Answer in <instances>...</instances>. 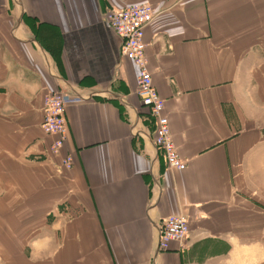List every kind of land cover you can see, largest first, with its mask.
<instances>
[{
	"label": "crops",
	"instance_id": "obj_1",
	"mask_svg": "<svg viewBox=\"0 0 264 264\" xmlns=\"http://www.w3.org/2000/svg\"><path fill=\"white\" fill-rule=\"evenodd\" d=\"M143 3L183 170L155 147L138 67L105 21ZM47 91L66 98L60 155ZM169 215L189 232L161 250ZM0 264H264V0H0Z\"/></svg>",
	"mask_w": 264,
	"mask_h": 264
},
{
	"label": "built area",
	"instance_id": "obj_2",
	"mask_svg": "<svg viewBox=\"0 0 264 264\" xmlns=\"http://www.w3.org/2000/svg\"><path fill=\"white\" fill-rule=\"evenodd\" d=\"M155 16V10L149 3L133 4L125 7H110L105 12V21L121 39L120 54L138 67L136 78L137 95L153 120V143L161 153L169 168L183 170L186 161L178 154L172 139L170 124L164 114V101L158 95L147 67L144 31ZM63 93L47 91L43 95V120L41 129L54 137L49 151L60 155L65 137L66 101ZM72 157L67 154L60 157V167L68 170L72 167ZM189 232L187 219L182 215L165 217L158 227V248L167 250L172 242L182 245Z\"/></svg>",
	"mask_w": 264,
	"mask_h": 264
},
{
	"label": "rangeland",
	"instance_id": "obj_3",
	"mask_svg": "<svg viewBox=\"0 0 264 264\" xmlns=\"http://www.w3.org/2000/svg\"><path fill=\"white\" fill-rule=\"evenodd\" d=\"M3 18H2V20H12V19H10L9 17H8V15H4V16H2Z\"/></svg>",
	"mask_w": 264,
	"mask_h": 264
}]
</instances>
